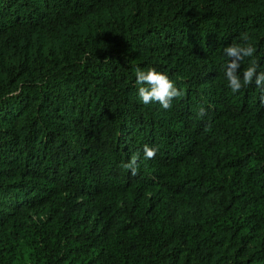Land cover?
Wrapping results in <instances>:
<instances>
[{"label": "trees", "instance_id": "1", "mask_svg": "<svg viewBox=\"0 0 264 264\" xmlns=\"http://www.w3.org/2000/svg\"><path fill=\"white\" fill-rule=\"evenodd\" d=\"M241 34V76L264 71V0H0V264H264V89L224 76ZM150 67L171 109L140 100Z\"/></svg>", "mask_w": 264, "mask_h": 264}, {"label": "clouds", "instance_id": "2", "mask_svg": "<svg viewBox=\"0 0 264 264\" xmlns=\"http://www.w3.org/2000/svg\"><path fill=\"white\" fill-rule=\"evenodd\" d=\"M223 51L228 58L224 76L227 86L233 93L239 92L243 87L251 85L253 82L258 88L264 89V71H258V65L255 62L243 71L242 76L239 71L241 61L246 57H252L256 51L247 34H241L239 43L234 42L226 46ZM136 84L140 86L138 88L139 97L145 105L158 103L163 109H171L173 100L184 95L166 73L158 71L154 67L147 70L137 69ZM198 115L201 117L205 115L203 107L200 108ZM157 151V147L145 144L143 146L144 159L155 158ZM139 156L138 152L133 154L127 162L122 161L120 167L125 171L130 170L133 176L137 175L140 168Z\"/></svg>", "mask_w": 264, "mask_h": 264}]
</instances>
